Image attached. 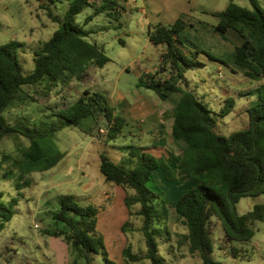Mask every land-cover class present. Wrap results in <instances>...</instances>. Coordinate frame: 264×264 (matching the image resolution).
I'll return each instance as SVG.
<instances>
[{
	"label": "rangeland",
	"instance_id": "374dc122",
	"mask_svg": "<svg viewBox=\"0 0 264 264\" xmlns=\"http://www.w3.org/2000/svg\"><path fill=\"white\" fill-rule=\"evenodd\" d=\"M116 1L118 6L115 12L103 11L96 14L103 0H93L95 6H87L76 18L77 24L89 32L87 40L98 44L111 61L103 68H91L88 82L73 79L48 95L31 91L37 102L28 98L22 99L21 95L6 116L12 125L22 129L50 130L63 122L52 113L72 105L88 89L105 95L110 105L115 108V113L129 120L128 125L124 127L122 136L112 141L107 140L105 122L102 121L96 129L91 119L83 121L84 129L92 130L91 133L75 127H65L53 132L42 142V146L49 154L63 152L65 157L49 171L29 174L26 179L30 184L22 189L15 185L19 169L14 168V175L5 179L3 174L12 165H1L0 201L10 205L17 199V203L13 219L0 232V264H75L72 248L62 237H54L47 232L57 229L52 212L59 209L60 197L68 194L74 195L82 205L93 204L99 208L98 229L105 238L111 261L123 264V250L129 244L132 245L134 253L141 254L146 250L139 231L140 218L134 216L130 219L128 232L122 231L123 225L130 218L124 203L126 192L122 187L105 180L100 171V159L101 155H105L127 171H132L139 160L138 155H133L132 151L138 154L142 150H148L157 157L168 159L174 168L179 169V154L183 144H176L172 140L171 130L172 109L180 95L174 94L168 101H161L153 90L140 86L142 77L148 80L159 70L162 53L166 48L150 41V26L172 21L164 19V14L172 7L168 5L169 0ZM258 1L264 8V0ZM71 2L72 0H0V45L11 40L25 44L19 48V59L25 74L33 71L35 50L41 42L48 41L61 26ZM171 2L176 4L174 15H179V18L185 16V20L192 24L183 32L189 39L184 48L194 49L198 46L226 61L225 64L202 54L200 60L204 65L187 69L185 77L188 87L183 84V88L197 93L212 110L216 133L228 136L247 127L248 108L258 99V94L251 92L264 85V78L253 81L245 75V69L234 63L235 45L239 44L236 32L229 33L231 42L213 32L218 23V18L213 14L224 11L231 2L252 8L250 1ZM49 11L60 20L53 21ZM92 15L93 19L87 22ZM168 76L169 72H165L161 78ZM230 97L236 101L235 109L229 115L221 116V110ZM144 102L153 106L157 114L155 122L146 117L133 120L136 108ZM128 104L132 107L127 106ZM158 114L161 116L160 121ZM156 122L161 128L159 135L152 133ZM23 145L29 146L25 138ZM0 151L12 153L14 158H20L21 155L18 146L11 139H4L0 143ZM162 172L159 168L154 175L156 182L167 192L170 206L169 226L174 232L171 245L162 246V253L169 264H200L199 257L191 255L186 247L177 245L175 233H184L186 230L175 222L174 204L169 200L173 193L178 192V188L192 187L190 180L193 179L183 177L170 183ZM258 203H264V195L256 198L243 197L237 206L239 214L248 213ZM61 227L59 226L60 229ZM253 228L255 235L251 240L231 241L228 244L221 223L213 219L214 258L223 264H264V221L256 222ZM225 244L228 245L227 249L223 247ZM232 248L241 250L238 257L231 254ZM90 259L92 264H109L101 254L92 253ZM79 264H83V261Z\"/></svg>",
	"mask_w": 264,
	"mask_h": 264
},
{
	"label": "trees",
	"instance_id": "16d2710c",
	"mask_svg": "<svg viewBox=\"0 0 264 264\" xmlns=\"http://www.w3.org/2000/svg\"><path fill=\"white\" fill-rule=\"evenodd\" d=\"M249 1L252 8L231 2L224 11L214 13L218 23L213 32L228 42H231L227 35L229 30L235 31L242 38L243 43L235 45L234 63L245 69L248 78L259 81L264 78V8L258 0ZM87 6H95V3L93 0H72L61 26L35 50V66L29 74L24 73L19 59V48L25 44L11 40L0 45V143L4 139H11L21 154L20 158H14L12 153L0 151V167L3 163L12 165L3 174L5 179L14 175V168L19 169L18 181L15 183L18 189L30 184L26 179L29 174L49 171L65 157L63 152L49 154L42 146V142L53 132L65 127L86 131L83 121L91 119L96 129L102 121L105 122L107 140L112 141L122 136L127 125V120L115 113V108L105 95L88 89L75 103L52 113L63 122L50 130L22 129L12 125L6 116L21 95L22 99L36 101L31 91L48 95L73 79L88 82L91 68H103L111 61L98 44L87 40L89 32L76 22L77 16ZM117 6L116 0H103L96 14L115 12ZM48 14L53 21L60 20L51 11ZM92 19L93 15L87 22ZM190 26L192 24L181 17L173 24L150 26V41L166 48L162 53L159 70L148 80L142 77L140 83V86L153 90L161 101H168L174 94L180 95L172 109L171 137L176 144H183L179 154L181 168H174L168 159L157 157L148 150L138 154L132 151L139 158L132 171H127L109 157L101 155L100 171L105 180L122 187L126 192L124 203L130 218L123 225L122 231L128 232L130 219L134 216L141 219L139 231L146 250L141 254L134 253L129 244L123 250V264H169L161 248L171 245L174 232L169 226L167 192L155 180L154 172L159 168L170 183L183 177L193 179L190 180L192 187L178 188V192L171 197L175 201L171 198L169 200L174 204L175 222L186 230L184 233H175L177 245L186 247L191 255L199 257L200 264H223L213 255V219L221 223L228 244L231 241L251 240L255 235L253 225L264 221V203L255 204L244 215L239 214L237 208L243 197L264 195V85L251 92H256L258 99L248 108V126L228 136L216 133L212 110L197 93L184 89L182 85L188 87L185 77L187 69L204 65L200 60L202 54L225 64L226 61L198 46L185 49L189 39L183 32ZM165 72H169V76L162 79L161 75ZM235 106V99L228 98L221 116L229 115ZM87 131L92 132L90 129ZM23 138L28 140L29 146L23 145ZM16 203L17 199L10 205L0 201V232L13 219ZM59 203V209L52 212L58 227L47 232L51 236L62 237L72 248L74 263L83 261V264H92L90 255L96 253L101 254L107 263L117 264L110 260L105 238L98 229L99 208L93 204L82 205L71 194L61 196ZM59 226H62L61 229ZM223 247L227 249L228 245ZM240 252L237 248L231 249L234 257H238Z\"/></svg>",
	"mask_w": 264,
	"mask_h": 264
},
{
	"label": "crops",
	"instance_id": "0c3cea01",
	"mask_svg": "<svg viewBox=\"0 0 264 264\" xmlns=\"http://www.w3.org/2000/svg\"><path fill=\"white\" fill-rule=\"evenodd\" d=\"M168 5H170L171 7H169V8H171V9H169L168 11H167V13H165L164 14V16H165V18L164 19H166V20H169V19H171L172 21H166L167 23L166 24H173L178 18H179V15H174V13H175V3L174 2H171V0H169L168 1ZM259 5L260 6H262L261 4H260V2H259ZM263 7V6H262ZM184 19H185V16L183 17ZM233 30H229V32L227 33V35H229V33H231ZM235 32V31H234ZM233 33V32H232ZM237 37H238V40H239V44H237V45H241L242 43H243V40H242V38L236 33L235 34ZM233 51V50H232ZM234 52H236V50L234 51ZM231 55H232V61H233V53H231ZM235 55H236V53H235ZM159 99V98H158ZM135 104V103H134ZM138 104V103H137ZM127 106H130V107H132L130 104H128ZM137 106H139V105H137ZM134 107H135V105H134ZM155 110H154V108H153V106H151V105H148L146 102H144V103H142V104H140V106L139 107H137L136 108V114H135V117H134V119L133 120H136V121H138L139 119H141V117H146V118H148L149 120H151V121H153V122H155V119H157L156 117H157V114H155V112H154ZM161 113V115H162V113H163V111H161L160 112ZM161 116H159V114H158V121H160L161 119ZM127 121L129 122V120L127 119ZM128 122H127V125H128ZM154 132H152L153 134H161V132H160V130H161V128L159 127V123H157L156 122V124L154 125ZM146 132H150V131H146ZM151 133V132H150ZM180 163V162H179ZM181 168V166H180V164H179V169Z\"/></svg>",
	"mask_w": 264,
	"mask_h": 264
}]
</instances>
